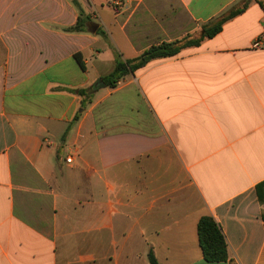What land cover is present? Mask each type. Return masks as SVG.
<instances>
[{
    "label": "crops",
    "instance_id": "crops-1",
    "mask_svg": "<svg viewBox=\"0 0 264 264\" xmlns=\"http://www.w3.org/2000/svg\"><path fill=\"white\" fill-rule=\"evenodd\" d=\"M238 1L0 0V264H264V0L100 81L186 33L172 12L193 31ZM203 215L226 261L203 259Z\"/></svg>",
    "mask_w": 264,
    "mask_h": 264
},
{
    "label": "trees",
    "instance_id": "trees-1",
    "mask_svg": "<svg viewBox=\"0 0 264 264\" xmlns=\"http://www.w3.org/2000/svg\"><path fill=\"white\" fill-rule=\"evenodd\" d=\"M249 2L250 0H239L218 16L201 24L196 31L187 33L179 38L151 44L131 58L122 60L117 56L112 70L100 78L101 83L105 86L115 87L124 75L144 67L150 60L172 57L183 49L199 45L202 41L216 35L221 30L222 25L240 14L248 6ZM73 3L77 5L76 2ZM81 15L82 10H79L78 18L74 26L69 28L70 30L81 29L84 23ZM74 56L77 58L76 55ZM76 92L83 96L88 94V89H78ZM84 102L85 100H82V104ZM76 118L77 116L74 119ZM196 230L198 245L203 259L208 262L226 261L228 258L226 240L214 218L210 215L201 216L197 221ZM147 259L149 264H160L152 248L147 252Z\"/></svg>",
    "mask_w": 264,
    "mask_h": 264
},
{
    "label": "rangeland",
    "instance_id": "rangeland-1",
    "mask_svg": "<svg viewBox=\"0 0 264 264\" xmlns=\"http://www.w3.org/2000/svg\"><path fill=\"white\" fill-rule=\"evenodd\" d=\"M170 19L172 21V29L173 30H180V31H185L186 30L187 31L186 33L182 34L181 36H183V35H185L187 33H192L194 31H196L197 29H199V27H200V26H198L197 29H195L193 31H188V29L191 28L190 19H189L188 16H186L181 11L172 12V16H171ZM175 35H176V33H173V31H171L170 34H169L170 37L175 36ZM181 36H179V37H181ZM179 37H176V38H179ZM82 132L85 133V129H83Z\"/></svg>",
    "mask_w": 264,
    "mask_h": 264
},
{
    "label": "built area",
    "instance_id": "built-area-1",
    "mask_svg": "<svg viewBox=\"0 0 264 264\" xmlns=\"http://www.w3.org/2000/svg\"><path fill=\"white\" fill-rule=\"evenodd\" d=\"M252 48H258V49H262L264 48V25L261 28V31L259 32V34L254 38L252 44H251ZM64 162L67 164H71L73 162L74 159V154L70 151H66V154L64 155Z\"/></svg>",
    "mask_w": 264,
    "mask_h": 264
}]
</instances>
